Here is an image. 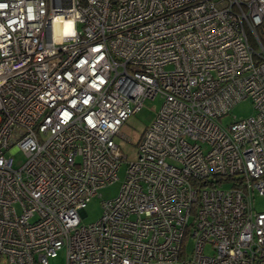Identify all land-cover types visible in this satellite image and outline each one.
Returning a JSON list of instances; mask_svg holds the SVG:
<instances>
[{"label": "built area", "instance_id": "obj_1", "mask_svg": "<svg viewBox=\"0 0 264 264\" xmlns=\"http://www.w3.org/2000/svg\"><path fill=\"white\" fill-rule=\"evenodd\" d=\"M263 20L264 0H0V257L264 264ZM157 96L128 160L120 129Z\"/></svg>", "mask_w": 264, "mask_h": 264}, {"label": "rangeland", "instance_id": "obj_2", "mask_svg": "<svg viewBox=\"0 0 264 264\" xmlns=\"http://www.w3.org/2000/svg\"><path fill=\"white\" fill-rule=\"evenodd\" d=\"M162 103V99L157 96L153 100H146L142 109L136 114L130 116L120 129L124 139L117 138L116 143L120 147L123 155L128 160L134 159L135 147L143 135L146 128L150 125L154 115L159 110ZM253 115V108L249 101H243L236 104L229 112V115L223 119V123H229L233 118L246 119ZM129 140V142L127 141ZM13 167L19 168L23 164V156L20 152H16L12 155ZM126 165H122L117 173V180L113 183L99 189L96 195L90 199L85 209V217L82 219V224L88 225L96 222L102 213L101 203L109 200H113L120 192L121 186L125 178ZM253 207L257 211H264V198L255 197ZM209 253L208 250L205 254ZM0 264H11L4 257H0ZM48 264H66L65 251L58 252L57 257L50 259Z\"/></svg>", "mask_w": 264, "mask_h": 264}, {"label": "trees", "instance_id": "obj_3", "mask_svg": "<svg viewBox=\"0 0 264 264\" xmlns=\"http://www.w3.org/2000/svg\"><path fill=\"white\" fill-rule=\"evenodd\" d=\"M257 33H258V36H259V40H260L261 44L264 47V32H263V29H262L261 26L258 28Z\"/></svg>", "mask_w": 264, "mask_h": 264}, {"label": "crops", "instance_id": "obj_4", "mask_svg": "<svg viewBox=\"0 0 264 264\" xmlns=\"http://www.w3.org/2000/svg\"><path fill=\"white\" fill-rule=\"evenodd\" d=\"M263 32H264V20H263V24L261 25Z\"/></svg>", "mask_w": 264, "mask_h": 264}]
</instances>
